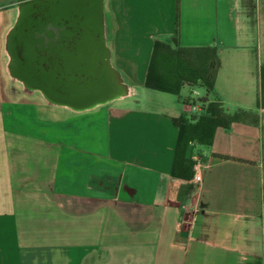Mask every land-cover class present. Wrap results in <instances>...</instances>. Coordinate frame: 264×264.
Masks as SVG:
<instances>
[{
	"label": "crops",
	"instance_id": "0c3cea01",
	"mask_svg": "<svg viewBox=\"0 0 264 264\" xmlns=\"http://www.w3.org/2000/svg\"><path fill=\"white\" fill-rule=\"evenodd\" d=\"M93 18L99 83L82 62L94 35L61 55L52 85L17 76L22 96L9 101L0 82V264H264V4L100 0ZM177 32L181 47L215 48L220 62L197 113L188 87L145 85L154 45L174 47ZM215 102L247 116L177 156L176 121ZM195 153L207 164L199 185Z\"/></svg>",
	"mask_w": 264,
	"mask_h": 264
},
{
	"label": "trees",
	"instance_id": "16d2710c",
	"mask_svg": "<svg viewBox=\"0 0 264 264\" xmlns=\"http://www.w3.org/2000/svg\"><path fill=\"white\" fill-rule=\"evenodd\" d=\"M176 36L173 39L174 47L161 42L154 45L145 85L150 90L176 96L180 95L185 87L191 90L204 89L207 96L198 102L202 109L208 102V95L214 90L220 66L217 50L215 48L181 47L178 43V32ZM207 114L189 119L185 117L176 121L180 128L177 156L186 150L190 143L210 146L217 128L228 129L233 122L242 121L247 116L243 111L230 115L216 102L209 104Z\"/></svg>",
	"mask_w": 264,
	"mask_h": 264
},
{
	"label": "water",
	"instance_id": "95a60500",
	"mask_svg": "<svg viewBox=\"0 0 264 264\" xmlns=\"http://www.w3.org/2000/svg\"><path fill=\"white\" fill-rule=\"evenodd\" d=\"M100 0H43L26 3L22 6L21 15L17 22V25L13 29L9 38L10 51L15 57V74L24 79L29 80L30 74L28 72L27 60L29 58L30 47V21L31 15L35 12H42L43 15L52 20H60L72 18L73 15H77L82 20L81 27L84 31V35L89 37V33H85L87 27L91 28L93 35L95 36V42H91L95 48L96 54L94 57H84L83 63H86V67L83 71H97L98 82L102 76V72L105 71V65L102 64L105 56V52L101 46V37L99 32V26L93 18ZM84 36V37H85ZM88 43V42H87ZM22 46L23 60L18 57V46ZM86 46L83 42V48ZM82 94H88L89 90L86 87L80 89Z\"/></svg>",
	"mask_w": 264,
	"mask_h": 264
},
{
	"label": "flooded vegetation",
	"instance_id": "af4514ba",
	"mask_svg": "<svg viewBox=\"0 0 264 264\" xmlns=\"http://www.w3.org/2000/svg\"><path fill=\"white\" fill-rule=\"evenodd\" d=\"M81 22L76 14L72 18L57 21L46 18L40 11L31 15L29 38L31 51L27 65L33 81L37 83L43 81L47 85L48 83L52 85V80L58 77L59 62H63L61 55L76 51L80 45L79 41L85 36ZM86 32L90 34L89 37L93 36L91 28L87 27ZM51 55H54L53 62L49 60ZM18 57L23 60L21 45L18 46ZM55 91L62 92L58 87L53 92Z\"/></svg>",
	"mask_w": 264,
	"mask_h": 264
},
{
	"label": "rangeland",
	"instance_id": "374dc122",
	"mask_svg": "<svg viewBox=\"0 0 264 264\" xmlns=\"http://www.w3.org/2000/svg\"><path fill=\"white\" fill-rule=\"evenodd\" d=\"M254 2L256 3L258 7L264 4L263 0H254ZM15 6H16L15 3H12L9 5V0H4L2 1L1 7H0V50H1L0 52V79L1 81L0 82H2L3 85L5 86L3 93H6V95L5 97H3V99L9 100V101L15 100L17 95L19 97V95L22 94L21 89H23L22 87H24L22 86V84L16 85L15 83V79L17 78V75L15 74V59L9 47V38H10V35L13 29L15 28V25H14L15 17L17 16L19 12L21 13L20 11L21 9H19V7L15 9L16 8ZM262 11L263 10H261V12ZM8 33L10 34L9 36H8ZM258 34L263 39L261 42V49H262V52L264 53V26L263 25L258 27ZM263 62H264V57H263ZM5 71L8 72V74L5 73ZM9 76H11L12 81L10 80ZM193 91H197L199 92V94L193 97L192 96ZM184 93L185 95H187L186 96L187 103H190L192 99L195 100L197 103L201 102L205 98V95H206V91L201 88H195L192 90L189 88H185ZM198 105L200 106V104Z\"/></svg>",
	"mask_w": 264,
	"mask_h": 264
},
{
	"label": "built area",
	"instance_id": "2783aa9c",
	"mask_svg": "<svg viewBox=\"0 0 264 264\" xmlns=\"http://www.w3.org/2000/svg\"><path fill=\"white\" fill-rule=\"evenodd\" d=\"M196 95H198V92L193 91L192 96L195 97ZM187 104L189 106L190 111L193 113H197L201 110L198 103L193 99L190 101V103ZM191 159L193 162V171H194V176L192 181L194 184L199 185L203 181L204 173L205 170L207 169V164L204 162L203 156L198 153L193 154Z\"/></svg>",
	"mask_w": 264,
	"mask_h": 264
}]
</instances>
